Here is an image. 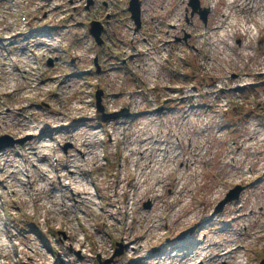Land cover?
Segmentation results:
<instances>
[{"label": "rangeland", "instance_id": "1", "mask_svg": "<svg viewBox=\"0 0 264 264\" xmlns=\"http://www.w3.org/2000/svg\"><path fill=\"white\" fill-rule=\"evenodd\" d=\"M28 1L18 0L19 5L13 8L0 3V28L5 31L10 24L19 23L18 11L24 8L32 24L43 19L57 23L59 14L51 13L49 4L40 0ZM58 1L67 4V0ZM75 1L80 4L75 19L83 20L81 1ZM187 1L142 0L141 18L147 37L163 41L151 45L155 51L151 62L137 55L130 61L140 73V68L158 73L157 82L150 80L151 84L159 86L151 95L157 105L161 104V99L167 100L166 111L156 116L153 124H148L144 117L134 118L127 140L116 135L117 125L107 123L106 130L112 129L113 137L105 136L104 150L94 143L97 135L101 137L99 132L95 138L90 137V142L83 141L94 132L89 126L96 124L98 114L95 108L84 104L76 80L59 86L60 72L55 74L53 69L50 70L52 66H48L43 75L44 83L38 86L37 92L31 93L14 72L0 63V138L7 137L0 146H8L0 149V168L5 159L9 160L4 177H9L12 186L19 187L20 174L14 152L21 145L28 148L33 145V152L28 149L31 154L27 152V155L31 160L29 172L34 181L33 189L37 192L35 202L27 200L24 193L19 195L18 190L11 197L3 192L0 220L2 215L10 212L18 229H27V238L20 237V247L27 255L32 253L27 248L35 249L38 263H48V248L57 255V264H96L98 256L99 261L111 259L109 264H207L201 260L222 252L223 256L214 264H258L264 257V0H238L239 7L230 5L232 0H200V5L209 6L211 12L206 36L202 35L203 25L197 15L190 16L189 8L185 12ZM95 4L89 15L105 25L102 39L107 44L113 40L116 48L130 52L132 44L126 42L127 33L117 22L119 17L125 18L118 9L127 5L126 0H95ZM105 14H110L107 23L103 19ZM69 23V20L65 21V25H59L53 33L34 36L45 40L61 34L66 46L70 47V58L85 67L89 51L77 39L79 28L74 22ZM169 24L171 29L167 27ZM226 30L228 34H225ZM178 34L186 37L185 42L174 41ZM140 38L138 35L134 43L143 49ZM95 45L93 53L101 52L103 44ZM48 54L49 50L43 51L44 56ZM181 55L190 62L185 71L196 85L189 103L203 107L189 109V105L181 103L178 109L171 111L168 99L180 94L167 88L173 90V84L180 82L166 75L163 59ZM175 63L178 69L182 65ZM102 68L105 72L101 79L95 81L91 77L90 82H94V87L99 84L98 88L104 89V105L113 111L119 102L112 96L116 90L114 72H109L105 64ZM165 68L174 69V66ZM181 84L185 87L183 82ZM49 90L51 95L47 93ZM27 97L35 102H46L48 106L45 111L49 128L37 138L32 135L28 116L36 123L45 112L26 105ZM133 106L141 108L137 104ZM85 118L90 122L88 126L82 120ZM59 123H66L68 130L73 132L64 134ZM139 123H145L147 127ZM52 127L57 128V134L52 135ZM142 127L141 132L136 131ZM151 135L166 141L169 153L165 163L159 164L151 157L150 151H157L159 145H152V140L144 145L139 142ZM52 136L62 145H73V148H67V153L58 150V173L49 165L50 142H45ZM175 137L183 142L175 145ZM19 139L24 140L21 145H11ZM78 148L89 155H79ZM136 148L143 151V161L137 166L132 164L135 158L132 151ZM171 153H175L173 157ZM175 156L179 166L174 162ZM173 162L174 167L170 166ZM48 179L54 181V188L46 185ZM167 182L168 188L166 185L160 187ZM235 184L244 186L239 200L232 202L236 204L225 205L211 222H204L205 215L199 217L201 212L213 210ZM62 185L67 187L62 188ZM78 188L89 194L79 196ZM93 189L100 199L92 196ZM58 190L65 195L63 207L56 204L60 202ZM112 193L115 196L109 198ZM200 200H204L202 211ZM72 203L77 204L78 211H72ZM146 203H149L148 208ZM195 225L193 235L180 232ZM180 235L181 241H175ZM67 237L82 241L85 251L91 249L89 256L83 255L81 249L77 250L79 247L74 242H67ZM137 245L142 250L138 255L133 254L132 249ZM154 247L159 251L151 253ZM120 248V254L113 257L115 249ZM146 254L150 258L144 260L142 257Z\"/></svg>", "mask_w": 264, "mask_h": 264}, {"label": "bare ground", "instance_id": "2", "mask_svg": "<svg viewBox=\"0 0 264 264\" xmlns=\"http://www.w3.org/2000/svg\"><path fill=\"white\" fill-rule=\"evenodd\" d=\"M233 4H235V6L236 7H239V1L238 0H232L231 1V3H230V5H233ZM231 23V22H230ZM228 30H226V33L225 34H228V32H227ZM233 32H231V34H232ZM230 35V34H229ZM262 140H264V138L262 139ZM72 164H73V161H72ZM6 168H7V165H6ZM4 183H5V185H6V187L9 189V186H12V184L10 183V181H9V178H6L5 179V181H4ZM67 185V184H66ZM65 185V186H66ZM67 187V186H66ZM12 190H14V188L13 187H10ZM73 188V187H72ZM74 189V188H73ZM14 192H15V190H14ZM22 194V192L19 190V195H21ZM78 194H79V196H82L81 194H89V192H87L86 190H80L79 188H78ZM56 204H58V206L59 207H62V203H60V202H58V203H56ZM66 240H67V242H74V245L76 246V247H81L82 248V243L81 242H79L80 240H77V238H75V239H73V240H71L69 237H67L66 238ZM136 242V241H135ZM208 248H209V246H208ZM132 249H133V254H136V255H138V254H140L141 253V247L140 246H133L132 247ZM223 252L221 253V255H218V254H216L215 256H213V257H211V258H203L201 261H204V262H206L207 264H214V262H215V260L216 259H221V257L223 256ZM140 256V255H139ZM141 257H142V255H141ZM140 257V258H141ZM199 257H200V255H199ZM29 258H32L31 256H29ZM200 261V262H201ZM134 264H137V263H134ZM178 264H180V262H178Z\"/></svg>", "mask_w": 264, "mask_h": 264}, {"label": "water", "instance_id": "3", "mask_svg": "<svg viewBox=\"0 0 264 264\" xmlns=\"http://www.w3.org/2000/svg\"><path fill=\"white\" fill-rule=\"evenodd\" d=\"M190 5L192 6L193 10L196 9L197 8V0H191L190 1ZM130 8H131L132 13L134 15H136L137 11H138V4H137L136 0H132L131 1V7ZM203 15H204V13H203ZM237 191L238 190L236 189L235 190L236 194H234V195H237Z\"/></svg>", "mask_w": 264, "mask_h": 264}]
</instances>
